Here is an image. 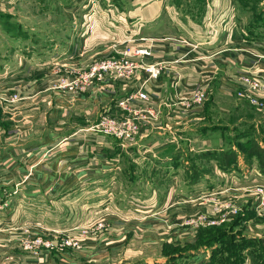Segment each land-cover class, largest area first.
<instances>
[{
  "label": "crops",
  "instance_id": "0c3cea01",
  "mask_svg": "<svg viewBox=\"0 0 264 264\" xmlns=\"http://www.w3.org/2000/svg\"><path fill=\"white\" fill-rule=\"evenodd\" d=\"M121 1H125L124 3L129 1V8L118 10L119 12L115 13L111 9L107 13L104 10L99 13L98 10L95 14H92L93 9L103 6L99 4V1H85L87 4L84 6L90 7L89 10L83 7L84 11H88L82 20V24H85V35H87V39L99 37L102 22L108 21L113 26L118 25L116 31L119 29L118 34L121 36L127 33L135 43L140 45L151 43L153 55L149 57L148 61H164L165 64L161 76L151 89L153 103L157 107L158 104L160 106L161 100H165L167 97L168 101H172L175 94L192 93L202 81L206 80L211 83L210 96H216L218 93L217 95L224 96V99H229L235 96L234 93L240 86L236 83L235 77L237 76L235 74L239 75L252 67L264 70V60L258 62L252 56L250 48H248L251 47L248 45L249 40L244 38L237 23L234 22L233 8L236 5L233 0L227 1L226 8L227 6L228 8L223 11L226 13L221 16L222 23H226L224 27L218 24L219 14L216 13V10L214 17L211 15L209 5L201 19L195 20L190 13L183 14L182 11H177L168 0ZM116 7L118 8V6ZM212 18L214 19L212 20ZM211 22H216L214 27L217 28L216 33L218 32V34L215 37L209 35L210 31L204 30V24L208 29V24ZM201 23L203 32L200 31ZM145 26L149 28L143 32L142 28ZM108 28L112 33V27ZM26 31L15 37L28 38V36H23L30 34V31L29 34ZM68 35L67 33V37H69ZM75 35L76 33L73 32L72 40L76 41ZM33 36L36 37L37 34L34 33ZM140 37L147 38V40H142ZM103 43V41L88 42L86 47L87 51H90L89 56L96 52L102 53ZM82 44L81 42L80 49ZM73 45L68 47L70 53L74 52L75 46ZM76 54L80 53L75 52L74 55ZM181 56L185 59L179 60ZM53 82L54 80L51 84ZM125 90L126 86L123 83L111 81L105 82L96 96H89V93L76 94L75 100L81 103V106H77L80 108H75L74 113L69 116H66L68 112L62 105L69 102L66 94H62L65 92L45 93L35 101L36 105L29 107L22 114L34 112L40 115L39 111L45 112V120L41 127L31 124L24 129L16 125L20 117L0 116V188L6 187L10 192L16 190L13 199L17 204L14 214L8 211L6 215H0V263L15 264L17 261L20 264H90L91 258L94 259V256L90 257L74 251L62 254L44 250L38 253L24 251L19 242L24 226L36 227L37 222H42L44 225L43 218H45L46 225L49 227L48 231L57 230L67 233L79 229L80 224L87 221L89 223L91 219L102 214L134 219L139 216L137 209L135 210L132 204L128 205L127 202L124 206L123 201L128 198V193L130 197L136 198L138 193H145L150 189L152 190L146 198L154 197L161 191L168 192V198L161 201L157 208L154 206L155 198L150 200V205H147L150 208L142 212L145 213L147 220L153 219L155 215L167 213L166 203L169 206L171 204L180 205V202L187 200L189 195L186 186L182 184L186 181V174L181 167L182 159L183 162H186L184 158L180 157L176 164L177 169L170 172L169 169L174 168L172 165L176 161L167 155L164 162H161V165H164L163 174L158 177V181L152 180L154 184L159 181L172 183L170 189L162 188L160 185L149 187L146 185V181L140 180L139 175L132 176L129 183H124L122 167L124 158H126L124 156L131 155L133 157L136 154H153L155 156L161 152L168 154L176 146L180 148V137L184 136L183 132L185 131L181 125L189 121H195L197 124L193 138L198 151L206 152L204 154H208L207 152L213 154V152L223 149L219 142L216 143L212 138L205 136L211 125L205 121L207 118L205 112L203 115L201 114L203 107L189 112L178 108L164 107L161 125L157 124V127L142 126L137 139L132 143H125L101 134L92 128L93 123L90 125L89 123H76L85 120L97 121L101 110L108 107ZM97 99L98 101H95ZM225 102L227 100H222L223 105L220 104L219 110L227 115L231 113V109ZM85 104L88 106H84ZM91 104L92 107H90ZM47 105H50L49 109H47ZM216 114H219V111ZM74 118L78 120L72 122ZM80 119L82 121H79ZM197 122L203 125L198 126ZM182 147L184 149V146ZM229 148L235 150L237 145L231 143ZM229 148L226 147L223 150L227 151ZM210 158L212 159L209 165L214 174L206 172L202 173L198 179H191L196 182L195 186L197 185L198 188L197 190L194 188V190L198 191V196L210 190L220 189L229 183L245 184L247 182L245 180L249 178L250 172L248 166L251 164H245L240 156L231 163L227 170L221 167L216 156ZM251 166V170H256V164ZM260 176L264 180V173ZM215 181L219 182L216 186L207 187ZM147 183L149 184L148 180ZM193 194L195 193L192 192L191 195ZM81 200L83 204H80ZM125 207L127 209H124ZM80 211L84 217L82 222L79 217ZM87 243L98 245V250L109 248L106 243L102 244L99 240L88 239ZM206 253L210 254V249L198 251V255L193 257L198 258L199 262L205 258ZM107 255L108 252H103L97 257L106 261L109 259ZM9 257L10 260L7 261L6 259ZM138 259L121 260L119 263L137 264ZM143 259L146 264L165 261L163 258L145 257Z\"/></svg>",
  "mask_w": 264,
  "mask_h": 264
},
{
  "label": "rangeland",
  "instance_id": "374dc122",
  "mask_svg": "<svg viewBox=\"0 0 264 264\" xmlns=\"http://www.w3.org/2000/svg\"><path fill=\"white\" fill-rule=\"evenodd\" d=\"M85 1L87 2V0H0V91L7 93L20 92L18 101L0 102V116L20 117V120L14 121L17 126L19 125L24 129L29 125L31 126V124L35 127H41L45 120V112L39 111L40 115L34 112L22 114L29 107L36 105L35 101L40 96H44L45 93L50 94V92L61 91L50 88L52 81L54 80L53 83H55L63 75L58 74L60 70L69 69L66 73L70 75L71 69H84L89 65L88 63L96 59L119 57L128 49L135 51L140 47L152 48L151 43L147 45H140L135 42L129 43L128 41L133 38L128 36L127 33L122 36L118 34L119 29L116 31L118 25L113 26L108 21L102 22L99 37L87 39L84 32L85 24H82L84 15L88 13V11L83 10L85 9L83 7H86L84 5L87 4ZM95 1H99V4L103 7L94 8L92 14H95L98 10L99 13L102 10L107 13L111 9L115 13L118 10L129 8V1L126 3L121 0ZM119 1L121 2L118 3ZM168 1L175 6L177 11H182L183 14L190 13L195 20L201 19L206 7L209 5L208 8L211 10L213 17L215 10L219 14L218 24L223 27L226 25L225 22L222 23L221 16L226 13H223V11L228 8V6L226 8L228 0L216 2L215 0ZM233 1L236 5L233 8L234 22L237 23L242 35L249 40L248 45L251 47L248 48H250L252 56L258 62H261L264 60V0ZM214 2L215 5L213 6ZM86 8V10H89L90 7ZM214 23L208 24V29L204 24V30L210 31L209 35L213 37L218 34ZM199 26L200 31L203 32V24L201 23ZM108 27H112V33ZM148 28L146 26L142 28L143 32ZM25 31L28 34L30 31L29 35H23L28 36V38L19 39L15 37L18 34H24ZM73 32L76 33V41L72 40L74 38ZM34 33L37 34L36 37L33 36ZM67 33L69 37H67ZM140 39L147 40L144 37H140ZM95 41L104 42L102 53L96 52L89 56L90 51H87L86 44ZM81 42L83 44L80 49ZM72 44L75 48L72 49L74 52L70 53L68 47ZM75 52L80 54L74 55ZM148 59L149 57L146 58V61ZM180 59L185 58L181 56ZM70 64L72 66H69ZM250 70L251 72L258 70L264 76L262 68L252 67V69L241 72L239 75L235 74L238 85H240V78ZM136 79L134 78L133 82H136ZM210 85L211 83L206 80L198 86V88L203 87L206 89L207 96L201 106L203 107L201 114L203 115L205 112V117H207L205 121L211 127L206 131L205 136L212 138L216 143L219 142L223 149L229 148L231 143L232 145L236 144V151L231 154V157H235L233 160L238 159L240 156L245 164H256V170L254 171L251 170V165H247L250 172L245 184L229 183L228 185L232 186L230 192H220L209 199H205L203 195L198 198V191L194 190V188L197 190L198 187L195 186L196 182L191 181V179H198L202 173L206 172L214 174L209 165L212 159L210 157L216 156L222 167V165L226 166L228 164L226 161L230 159V156H226L222 152L223 149L217 150L213 154L212 152L204 154L206 152L198 151L193 138L195 137L194 129H196L197 124L195 121H189L181 125V128H184L185 131L183 132L184 136L180 137V148L176 146L168 154L161 152L155 156L153 154H136L133 157L131 155L129 157L124 156L126 158H124V166L122 167V175L125 178L124 183H129L132 176L139 175L140 180L146 181L145 183L149 187L160 185L162 188H169L172 183L159 181L154 184L152 180L156 179L158 181V177L163 174L164 165H161V162H164L167 155L170 159L173 158L176 161V163L171 162L174 168L171 167L170 172L177 169L176 164L179 158H184L186 162H183L182 159L181 167L186 174V181L182 183L186 186L189 195L186 201L180 202V205L171 204L169 206L166 203L167 213L155 215L153 219L147 220L145 213L142 212L150 208L147 206L150 205V200L155 198L156 204L154 206L157 208L161 201L168 198V192L161 191L150 198H146V196L152 189L145 193H138L139 195L136 198L130 197L128 193V198L123 201L124 206H126V202L128 205L131 203L134 209H137L138 217L127 219L126 217L102 214L91 219L89 223L87 221L80 224L79 229L67 233H61L57 230H54V232L48 231L49 227L46 225V219L43 218L45 223L42 227L24 226L21 232L22 235L19 238L21 248L24 251L33 253L43 250L50 253L57 252L58 254L74 251L90 257L94 256V259L91 258L90 264H120L121 260H135L137 258H139L138 263L146 264L143 261L145 257L165 259V261H156V264H199L198 258L195 259L193 255L203 249L217 250L215 256L214 252L212 253L213 256L208 264H246L250 262L264 264V242H262V240L264 241V214L258 212L257 198H255V196L259 197L255 187L264 185V180L260 176L264 173V102L260 105L252 103L248 98L241 95V86L234 93L235 96L229 99H224V96L221 97L217 95L218 93H216V96H210ZM103 86L84 93H89V96H96ZM126 92L127 88L120 96L125 95ZM187 93L175 94L174 99L177 95ZM62 94H66L69 99L68 103L62 104L65 111L68 112L66 116H69L74 113L75 108H80L77 106H81V103L75 100V93L65 92ZM168 99L167 97L165 100H161L160 106L158 104L157 107L151 96L152 104L157 109L158 120L156 122L158 126L162 123L163 108H176L168 103L170 102ZM115 100L108 107L101 110L97 121L85 120L76 123H89V125L93 123L94 126L99 124L103 117H108L106 114L119 116L121 111L119 109L115 110ZM222 100H227L225 104L231 109L230 114H223L219 110L220 104L223 105ZM95 101H98V99ZM92 104L90 107H92ZM48 106L50 107V105H47V109H49ZM178 109L185 112L198 110V108ZM217 111H219V114H216ZM77 120L74 118L72 122ZM51 122L53 123V121ZM151 124L148 125L157 127V124ZM199 125L203 124L198 123ZM138 135L134 140L137 139ZM110 137L121 140L114 136ZM249 139L254 140L253 146L250 149L244 148V146L246 147L244 144ZM134 140L125 141V143H132ZM182 146H184V149ZM224 160L226 161L221 162ZM217 183L219 182L215 181L207 187L213 188ZM192 192L195 194L191 195ZM80 204H83L82 200ZM124 209H127V207ZM79 217L82 222L84 220L82 213ZM30 232H35L44 239L50 240L52 245L48 248H38L36 251L25 249L22 245V238ZM68 238L75 240L77 244L66 243ZM88 239L99 240L102 244L106 243L109 248L98 250V245L87 243ZM94 250L98 251L95 252ZM103 252H108L109 259L106 261H103L101 257H97ZM95 259H98V261H95Z\"/></svg>",
  "mask_w": 264,
  "mask_h": 264
},
{
  "label": "built area",
  "instance_id": "2783aa9c",
  "mask_svg": "<svg viewBox=\"0 0 264 264\" xmlns=\"http://www.w3.org/2000/svg\"><path fill=\"white\" fill-rule=\"evenodd\" d=\"M133 40L131 39L128 42H134ZM152 55L153 50L151 47H140L135 51L128 49L119 57H104L93 60L84 69H71L70 75L66 73L69 69L64 68L58 73L63 75L51 84L50 88L79 94L102 87L105 82L123 83L127 88V92L115 100L116 104L114 106L115 110L119 109L121 111L119 116L106 114L108 117H103L100 123L92 126V128L103 135L117 137L123 142L131 141L138 135L140 126L152 125L151 123L157 124L156 121L158 120L157 109L153 106L151 100V89L160 77L165 64L163 62L146 61V58ZM134 78H137L136 82H133ZM239 83L242 89L241 95L257 105L264 102V76L260 71H248L240 78ZM206 97V89L200 87L192 93L177 95L174 100H169L172 103H168L176 108L197 109L204 104ZM19 99V91L10 93L0 91V102H15ZM231 189L232 186L226 185L224 188L210 190L201 195L205 199H209L220 192H230ZM255 189L259 194V197L255 196L257 198V210L259 213L264 214V185H257ZM15 194L16 190L10 192L6 187L0 188V215H6L8 211L14 214L17 210L16 201L13 199ZM42 226V222H37L36 227ZM66 243L77 244L75 240L70 238L66 240ZM22 245L25 249L36 251L41 247H50L52 242L35 232H30L22 238ZM210 258L211 255L206 253L205 258L198 263L208 264ZM6 260H10V257ZM15 264L20 263L16 261Z\"/></svg>",
  "mask_w": 264,
  "mask_h": 264
},
{
  "label": "trees",
  "instance_id": "16d2710c",
  "mask_svg": "<svg viewBox=\"0 0 264 264\" xmlns=\"http://www.w3.org/2000/svg\"><path fill=\"white\" fill-rule=\"evenodd\" d=\"M245 38V37H244ZM254 143V140L253 139H249L244 145H246V147L244 146V148H251ZM236 150H233V149H231V148H229L227 151H222V152H224L225 153V155L226 156H230V159L228 160V161H226V160H224V161H221V162H228V164L226 165V166H224V165H222V167L223 168H225V170H227L228 168H229V166L231 165V163H233L234 162V160H233V158H235V157H231V154H233L234 152H235ZM225 164V163H224ZM262 242H264L263 240H262ZM217 251V250H216ZM216 251H211V257L213 256L212 255V253L214 252V256L216 255ZM198 254V253H197ZM197 254H195V255H197ZM195 255H193V256H195ZM213 259V258H212ZM253 264H255V263H253Z\"/></svg>",
  "mask_w": 264,
  "mask_h": 264
}]
</instances>
